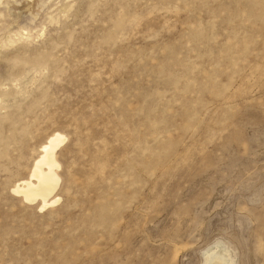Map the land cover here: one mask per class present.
I'll use <instances>...</instances> for the list:
<instances>
[{"label": "rangeland", "instance_id": "1", "mask_svg": "<svg viewBox=\"0 0 264 264\" xmlns=\"http://www.w3.org/2000/svg\"><path fill=\"white\" fill-rule=\"evenodd\" d=\"M0 264H264V0L0 2Z\"/></svg>", "mask_w": 264, "mask_h": 264}, {"label": "bare ground", "instance_id": "2", "mask_svg": "<svg viewBox=\"0 0 264 264\" xmlns=\"http://www.w3.org/2000/svg\"><path fill=\"white\" fill-rule=\"evenodd\" d=\"M3 0H0L2 2ZM66 135L54 131L41 145V153L34 160L29 176L13 187V192L29 203L39 202L41 208L53 205L61 199L57 194L60 186L61 163L57 157Z\"/></svg>", "mask_w": 264, "mask_h": 264}]
</instances>
